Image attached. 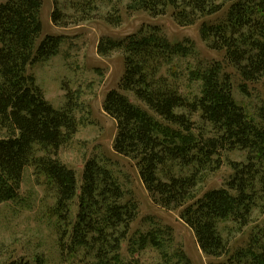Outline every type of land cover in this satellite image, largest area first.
Wrapping results in <instances>:
<instances>
[{
    "label": "trees",
    "instance_id": "1",
    "mask_svg": "<svg viewBox=\"0 0 264 264\" xmlns=\"http://www.w3.org/2000/svg\"><path fill=\"white\" fill-rule=\"evenodd\" d=\"M104 1L112 0H66L64 5L52 0L51 22L62 28L78 25L96 16ZM40 8L41 0L0 3V203L18 196L30 166L55 195L52 213L62 252L82 251L90 264H135L122 260L119 250L136 206L121 203L123 192L112 171L89 158L78 186L75 172L56 155L77 132V103L67 90L65 104L54 108L28 72L30 64L58 54L63 41L53 35L38 40ZM127 9L153 17L171 9L180 26L202 19L200 35L207 46L224 50L227 65L244 82H261L264 90V0H131ZM118 13L102 17L119 25ZM116 50L123 52L124 73L118 90H110L103 101L115 122L114 152L133 162L155 205L178 212L211 259L208 264H264V223L233 243L253 211L264 210V105L258 120L251 118L235 101L231 75L219 62L190 71L200 89L193 97L185 95L173 65L177 57L193 54L194 46L190 40L169 42L158 26L144 25L121 41L97 45L103 56ZM241 90L246 92L243 84ZM222 150L245 151L246 158L229 163L232 173L224 186L195 196L202 173L220 167ZM141 236L142 244L159 246L155 234ZM7 264L46 263L35 256Z\"/></svg>",
    "mask_w": 264,
    "mask_h": 264
},
{
    "label": "rangeland",
    "instance_id": "2",
    "mask_svg": "<svg viewBox=\"0 0 264 264\" xmlns=\"http://www.w3.org/2000/svg\"><path fill=\"white\" fill-rule=\"evenodd\" d=\"M4 1L0 0V3ZM65 1L59 0V3L64 5ZM130 2L104 1L101 10L93 18L62 28L51 22L52 0H41L39 15L42 30L38 40L53 35L63 37V41L58 54L30 64L28 72L34 76L45 99L54 108H61L65 104L67 90L73 92L76 98L77 132L71 141L58 149L56 155L75 172L78 186L85 162L95 158L111 170L117 179L123 192L121 203L131 202L136 206L128 235L120 246L121 259L135 264H208L211 259L202 253L192 230L179 218L178 212L155 205L141 183L133 162L114 152L115 122L104 112L103 101L110 90H118L124 73L123 52L116 50L103 56L97 52V45L100 40L121 41L137 33L144 25L160 27L164 37L171 43L190 40L194 53L177 57L173 65L181 91L189 97L197 95L200 83L190 79V71L212 62L222 63L231 75L235 101L255 120H258L259 109L264 105L262 83L244 82L235 68L225 62L224 50L207 46L200 35L202 19L188 26H180L173 21L171 9L165 15L153 17L145 11L128 10ZM116 9L121 20L119 25H112L102 15H113L117 13ZM66 11L72 13L69 8ZM242 84L246 92L241 90ZM128 97L136 105H141L131 94ZM197 116L194 119L197 120ZM209 130L210 127L205 128V132ZM212 135L206 133L205 136ZM219 155L220 167L202 173L194 190L195 196L224 186L232 173L229 163L246 158V152L238 150H222ZM54 204L55 195L48 189L43 175L38 177L32 167H26L18 196L0 203V264L21 257L33 259L35 256L42 257L46 264L92 262L82 251L74 255L60 250L57 219L52 213ZM77 205L75 198L70 203L73 214L77 212ZM263 223L264 210H254L250 224L235 236L234 245L246 240L248 233ZM148 233L155 234L158 247L148 242L142 244L140 236H147Z\"/></svg>",
    "mask_w": 264,
    "mask_h": 264
}]
</instances>
